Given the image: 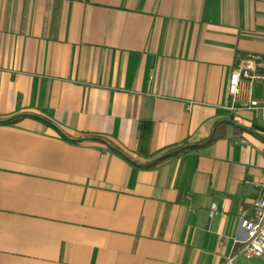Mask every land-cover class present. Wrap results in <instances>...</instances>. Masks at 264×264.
<instances>
[{
	"label": "crops",
	"instance_id": "obj_1",
	"mask_svg": "<svg viewBox=\"0 0 264 264\" xmlns=\"http://www.w3.org/2000/svg\"><path fill=\"white\" fill-rule=\"evenodd\" d=\"M250 55L264 0H0V264H247Z\"/></svg>",
	"mask_w": 264,
	"mask_h": 264
},
{
	"label": "built area",
	"instance_id": "obj_2",
	"mask_svg": "<svg viewBox=\"0 0 264 264\" xmlns=\"http://www.w3.org/2000/svg\"><path fill=\"white\" fill-rule=\"evenodd\" d=\"M256 82L264 84V58L250 55L233 72L230 94L234 103H240L239 108L255 111L264 121V97L254 98L253 88ZM258 187L260 195L254 203L253 216L241 220V228L246 233L242 254L249 260L264 256V181ZM212 210L215 213V205ZM226 264H233V258Z\"/></svg>",
	"mask_w": 264,
	"mask_h": 264
},
{
	"label": "trees",
	"instance_id": "obj_3",
	"mask_svg": "<svg viewBox=\"0 0 264 264\" xmlns=\"http://www.w3.org/2000/svg\"><path fill=\"white\" fill-rule=\"evenodd\" d=\"M16 119H17V118H15V119L9 121L8 123H14V122L16 121ZM83 140H93V141L103 142L104 144H106L107 146H109V148H111V149H113V150H115V151H118L120 154L124 155V154H123L118 148L115 147V145H113L112 143H110V142L107 141V140H104V139H91V138H90V139H83ZM188 149H189V148H184V149H182V150L179 151V152H172V153H170V154L164 156L162 159H159V160H157L156 162L152 163L151 166H155V165H158V164H160V163H163V162H165V161H167V160H170V159H172V158H174V157L181 156V155L184 154ZM124 156H125V155H124ZM125 157H126L128 160L135 162L134 160H132V159L129 158L128 156H125Z\"/></svg>",
	"mask_w": 264,
	"mask_h": 264
},
{
	"label": "rangeland",
	"instance_id": "obj_4",
	"mask_svg": "<svg viewBox=\"0 0 264 264\" xmlns=\"http://www.w3.org/2000/svg\"><path fill=\"white\" fill-rule=\"evenodd\" d=\"M262 87H263V86H262L260 83L257 82V84H256V90L258 91V90H260ZM245 262H246L247 264H255V263L264 264V256H263V257H259V258H254V260H253V259H252V260H247V259L245 258Z\"/></svg>",
	"mask_w": 264,
	"mask_h": 264
}]
</instances>
